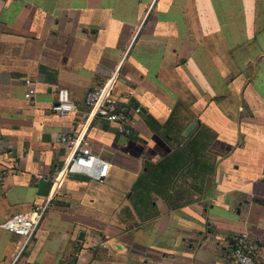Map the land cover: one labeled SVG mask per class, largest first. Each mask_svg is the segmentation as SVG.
I'll return each mask as SVG.
<instances>
[{"label": "crops", "instance_id": "crops-1", "mask_svg": "<svg viewBox=\"0 0 264 264\" xmlns=\"http://www.w3.org/2000/svg\"><path fill=\"white\" fill-rule=\"evenodd\" d=\"M103 85L129 135L83 105ZM70 133L103 183L55 180ZM263 177L264 0H0V226L37 224L0 264H230L244 232L264 264Z\"/></svg>", "mask_w": 264, "mask_h": 264}, {"label": "built area", "instance_id": "built-area-1", "mask_svg": "<svg viewBox=\"0 0 264 264\" xmlns=\"http://www.w3.org/2000/svg\"><path fill=\"white\" fill-rule=\"evenodd\" d=\"M25 85L32 86L31 81L26 80ZM29 95L33 94L30 90ZM83 105L91 110L94 118L108 120L116 125L119 134L129 135V118L120 112L116 101L110 95L108 85L97 86L90 89L84 97ZM52 112L59 116L77 113L78 107L71 102L69 92L61 89L57 93L55 102L51 106ZM139 112V111H136ZM58 142L68 153V160L61 171H55V180L74 175L85 176L98 183H103L109 171L108 163L94 154L91 150L90 141L82 133L60 134ZM264 181V177H263ZM45 207H36L35 213L40 218ZM37 224L18 214L7 218L0 229L28 241L35 232ZM254 244L248 233H240L235 241L231 252L230 264H256L253 258ZM12 264H18L14 262Z\"/></svg>", "mask_w": 264, "mask_h": 264}, {"label": "water", "instance_id": "water-1", "mask_svg": "<svg viewBox=\"0 0 264 264\" xmlns=\"http://www.w3.org/2000/svg\"><path fill=\"white\" fill-rule=\"evenodd\" d=\"M193 127H194V123H192V124L188 127V129L185 131V135H184V136H187V135L191 132V130H192Z\"/></svg>", "mask_w": 264, "mask_h": 264}]
</instances>
